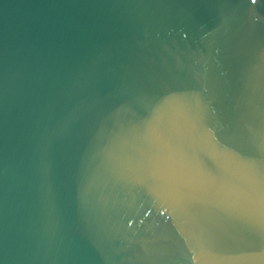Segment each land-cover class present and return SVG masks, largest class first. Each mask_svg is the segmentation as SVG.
I'll return each mask as SVG.
<instances>
[{"label": "water", "instance_id": "1", "mask_svg": "<svg viewBox=\"0 0 264 264\" xmlns=\"http://www.w3.org/2000/svg\"><path fill=\"white\" fill-rule=\"evenodd\" d=\"M0 264H264V0H0Z\"/></svg>", "mask_w": 264, "mask_h": 264}]
</instances>
